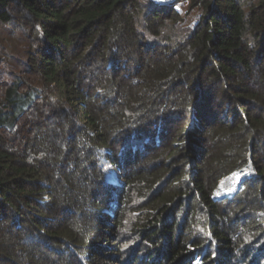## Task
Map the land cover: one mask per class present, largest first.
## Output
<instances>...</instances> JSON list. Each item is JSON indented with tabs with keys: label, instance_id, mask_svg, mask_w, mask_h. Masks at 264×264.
Here are the masks:
<instances>
[{
	"label": "trees",
	"instance_id": "obj_1",
	"mask_svg": "<svg viewBox=\"0 0 264 264\" xmlns=\"http://www.w3.org/2000/svg\"><path fill=\"white\" fill-rule=\"evenodd\" d=\"M164 1L0 0L29 58L0 82V264H264V0Z\"/></svg>",
	"mask_w": 264,
	"mask_h": 264
},
{
	"label": "rangeland",
	"instance_id": "obj_2",
	"mask_svg": "<svg viewBox=\"0 0 264 264\" xmlns=\"http://www.w3.org/2000/svg\"><path fill=\"white\" fill-rule=\"evenodd\" d=\"M167 1H172V0H167ZM163 2H165L163 0ZM179 10L185 15L189 9V6L187 3H184L180 6H178ZM200 13L199 11H194L191 15L187 17V24L188 25H194L196 21L198 20ZM11 30H3V32H0V71H3V73L0 75V82L1 81H8L11 80L10 76L12 75H21L23 71V62L27 61L29 58L26 55V50L27 47L24 44V38L19 34V32L16 31V33H8ZM29 77V76H26ZM31 82L35 83V78L34 77H29ZM204 144H207L206 142ZM204 151H207L209 149V146L204 148ZM204 151L202 152L201 155H204ZM192 153V150H187L186 152H183V156H185L186 162H187V167H191L193 163L189 162L191 159L194 161L196 167L195 170L198 171L200 170L199 173H203L202 168H200V159H199V154L194 156ZM173 160H175L176 164L172 167L175 170V173L173 175V179L179 176V173L176 171H179L180 169L181 172L184 171L183 169V164L180 162V157H175ZM183 174V173H181ZM250 173H232L224 177L220 183L219 186L215 192V198L218 199L219 204H223L226 202H230L235 200L242 192H240L241 188L243 187L245 181L250 178L251 175L249 176ZM108 181L113 184L114 186H119V188H126L129 185L130 180L127 178L122 177L118 171H113L112 173L109 174L108 176ZM138 187L135 188V194L131 197L130 202L127 204V211H126V216H125V226H124V232L118 234V239L123 240L127 245L131 244H138L139 242L142 244L143 240L141 241V237L138 236V234L135 231V228L133 227L132 223L137 222L135 219L142 217V215L147 214V208L146 206L153 205L154 199L153 198H147L146 200H139V192H138ZM168 188V187H167ZM125 201V199H121V201ZM228 202V203H229ZM155 205H153L154 207ZM141 211V213H139ZM181 212V209L180 211ZM247 219L246 216L244 215H238L234 221L236 224H240ZM183 227H186L187 230V225H184ZM240 226L238 225L235 229L238 230ZM95 254V253H94ZM98 257H100L99 254H95L94 256V262L93 264H107L104 262V260H99ZM109 264V263H108ZM115 264V263H111Z\"/></svg>",
	"mask_w": 264,
	"mask_h": 264
},
{
	"label": "clouds",
	"instance_id": "obj_3",
	"mask_svg": "<svg viewBox=\"0 0 264 264\" xmlns=\"http://www.w3.org/2000/svg\"><path fill=\"white\" fill-rule=\"evenodd\" d=\"M79 230V229H78Z\"/></svg>",
	"mask_w": 264,
	"mask_h": 264
}]
</instances>
